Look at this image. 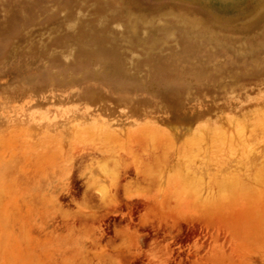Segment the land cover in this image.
I'll return each mask as SVG.
<instances>
[{"label": "rangeland", "instance_id": "374dc122", "mask_svg": "<svg viewBox=\"0 0 264 264\" xmlns=\"http://www.w3.org/2000/svg\"><path fill=\"white\" fill-rule=\"evenodd\" d=\"M0 264H264V0H0Z\"/></svg>", "mask_w": 264, "mask_h": 264}]
</instances>
